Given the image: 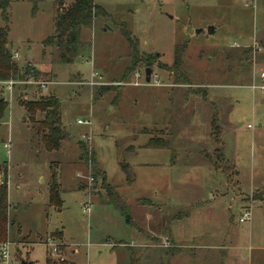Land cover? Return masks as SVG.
Segmentation results:
<instances>
[{"label":"rangeland","instance_id":"obj_1","mask_svg":"<svg viewBox=\"0 0 264 264\" xmlns=\"http://www.w3.org/2000/svg\"><path fill=\"white\" fill-rule=\"evenodd\" d=\"M55 3L13 0L7 9L13 59L51 74L45 88L31 78L10 91L0 83L9 102L0 163L8 166L11 263L45 264L51 237L75 264H129L128 248L138 264H264V89L251 88L264 84V0H94L106 16L81 29L70 62L42 43L54 30ZM123 29L140 56L156 55L125 78ZM176 44L186 46L180 70L189 83L169 70ZM247 47L251 60L241 54ZM25 94L58 99L68 134L58 150L41 144L16 99ZM152 137L168 147H147ZM89 150L117 199L101 176L89 181ZM52 170L60 209L48 202Z\"/></svg>","mask_w":264,"mask_h":264},{"label":"trees","instance_id":"obj_2","mask_svg":"<svg viewBox=\"0 0 264 264\" xmlns=\"http://www.w3.org/2000/svg\"><path fill=\"white\" fill-rule=\"evenodd\" d=\"M13 0H0V16L4 22L3 26H0V83L6 81H26L27 79H33L34 81L46 82L51 77L50 72L43 70L42 68H36L30 64L20 65L13 59L11 51L8 49V14L7 9ZM34 4L36 0H31ZM56 15L54 20L53 33L47 36L43 40L45 46L53 45L58 57L63 62H70L74 53L75 47L80 42V32L82 28H91L93 18L101 15L106 16L104 9L94 3V0H72L69 3H65L64 0H56ZM34 8V7H33ZM123 35L127 39L131 48V60L130 65L126 68L123 78L129 74L130 70L134 67L136 62L144 59L147 64L153 63V57L149 54L139 55L138 41L132 37L129 31L123 29ZM185 44H176L174 49V58L172 64L169 66V70L175 75L176 81L181 83H189L188 78L183 77L180 70L182 64V54L185 49ZM241 54L245 59L251 60L252 48L247 47L242 50ZM158 66H162L160 62ZM166 66H164L165 68ZM113 88L112 84H102L99 86V90L105 91ZM206 94V89L201 90ZM18 103L26 111L28 119L31 123L36 124L35 132L38 136L44 149L47 151L58 150L61 143L68 138V134L61 125L60 119V104L58 99L54 95L46 97H40L37 100L30 99L27 95H18L16 97ZM118 97L116 96L117 100ZM9 102L6 100L5 95L0 93V121L3 119L4 114L8 108ZM37 114L41 115V118L37 120ZM211 136L215 143H219L217 136L221 133V128L216 122V117H211ZM162 138H150L147 147L166 148L168 145L161 140ZM82 148V146H81ZM84 150V148H82ZM85 162L90 168V177L96 180L98 176L102 178V186L109 191V194L113 195L115 199V189L111 185L105 183V177L103 172L95 165L93 152L89 150L84 151L82 154ZM49 195L48 202L50 205L57 209H60L62 200L59 193V184L55 171H51L49 179ZM8 166L6 163H0V245L6 241L8 237V230L12 225V221L8 214ZM61 232L55 231L52 236L61 238ZM129 249V264H138V258L134 251ZM172 253V252H169ZM45 264H75L73 261H68L66 258L59 260L52 257L50 254L46 256Z\"/></svg>","mask_w":264,"mask_h":264},{"label":"built area","instance_id":"obj_3","mask_svg":"<svg viewBox=\"0 0 264 264\" xmlns=\"http://www.w3.org/2000/svg\"><path fill=\"white\" fill-rule=\"evenodd\" d=\"M255 46V45H254ZM253 46V48H254ZM95 74H92V76H94ZM259 76L261 79L264 80V71H261L259 73ZM90 85H95V82L94 81H90L88 82ZM5 86H6V89L7 91H10L12 89V86L14 84V81L13 80H9V81H6L5 83ZM41 84V87L42 88H45V82H40ZM251 88L253 90L255 89H264V84L260 85V86H257L255 84H252L251 85ZM78 123H86V121H81V120H78ZM249 126V125H248ZM93 179L90 177L89 178V181L91 182ZM246 220H249V212L248 211H245L244 212V216L243 217H240L239 221L243 222V221H246ZM8 244L9 242H3L1 245H0V259L2 261V264H12L11 261H10V255H9V249H8ZM46 245L48 247V251H49V254L52 256V257H55L59 260H63L64 257L60 255V252H58L57 250L59 248L58 247V244H55L52 240L51 237L47 238L46 239Z\"/></svg>","mask_w":264,"mask_h":264},{"label":"water","instance_id":"obj_4","mask_svg":"<svg viewBox=\"0 0 264 264\" xmlns=\"http://www.w3.org/2000/svg\"><path fill=\"white\" fill-rule=\"evenodd\" d=\"M213 27L212 26H209L208 27V32L209 33H213ZM150 74H151V68H149V67H146L145 68V81L146 82H149V80H150ZM21 264H27V262L26 261H21Z\"/></svg>","mask_w":264,"mask_h":264},{"label":"crops","instance_id":"obj_5","mask_svg":"<svg viewBox=\"0 0 264 264\" xmlns=\"http://www.w3.org/2000/svg\"><path fill=\"white\" fill-rule=\"evenodd\" d=\"M262 80H263V79H262ZM3 86H5V84H4V83H3ZM5 87H6V86H5ZM5 87H4V88H5ZM261 90H263V89H261ZM85 191H86V190H85ZM56 231H57V230H56ZM57 232H58V231H57ZM60 232H61V231H60ZM60 236H61V238H60V239H62V238H63V236H62V232H61V235H60Z\"/></svg>","mask_w":264,"mask_h":264}]
</instances>
